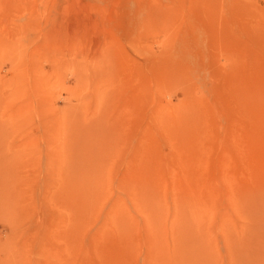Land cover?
Returning <instances> with one entry per match:
<instances>
[{
	"label": "rangeland",
	"instance_id": "374dc122",
	"mask_svg": "<svg viewBox=\"0 0 264 264\" xmlns=\"http://www.w3.org/2000/svg\"><path fill=\"white\" fill-rule=\"evenodd\" d=\"M0 20V264H264V0Z\"/></svg>",
	"mask_w": 264,
	"mask_h": 264
},
{
	"label": "bare ground",
	"instance_id": "6f19581e",
	"mask_svg": "<svg viewBox=\"0 0 264 264\" xmlns=\"http://www.w3.org/2000/svg\"><path fill=\"white\" fill-rule=\"evenodd\" d=\"M1 1H2V0H1ZM1 3H2V2H1ZM17 7H18V6H17ZM10 8H11V7H10ZM6 9H7V8H6ZM5 11H6V10H5ZM6 13H7V12H6ZM10 14H11V13H10ZM115 15H116V13H115ZM8 16H9V15H8ZM119 17H120V16H119ZM119 17H118V18H119ZM8 18H9V17H8ZM115 18H116V17H115ZM133 18H134V17H133ZM118 20H119V19H118ZM1 21H2V22H1ZM3 21H4V20H0V22H1L3 25L5 24V25L7 26V24H6L5 22H3ZM1 23H0V25H1ZM12 23H13V22H12ZM28 23H29V22H28ZM28 23L25 24V25L23 24V26H24L23 28H24L25 30L28 29L29 26H30ZM5 25H4V29L6 28ZM117 25L119 26V22H118ZM132 25H133V24H132ZM113 26H114V25H113ZM1 27H2V26H0V28H1ZM118 28H119V27H118ZM123 28H124V27H123ZM123 28H122V29H123ZM2 29H3V28H2ZM2 29H0L1 32L3 31ZM6 30L8 31V29H6ZM9 31H10V30H9ZM0 34H2V33H0ZM4 34H5V33H4ZM8 34H9V32H8ZM13 35H14V34H13ZM13 35H12V36H13ZM5 36H6V34H5ZM9 37H10V36H9ZM31 37H32V36H31ZM9 39H10V38H9ZM25 40H26V39H25ZM30 40L32 41V39H30ZM75 41H76V40H75ZM113 41H114V40H113ZM24 42H25V41H24ZM36 42H37V41H36ZM40 42H41V41H40ZM95 42H98V41L96 40ZM37 43H38V42H37ZM93 43H94V42H93ZM100 43H101V42H100ZM102 43H103V41H102ZM102 43H101V44H102ZM13 44H14L15 46H16V45H22V46H24L23 41H20V40L18 41L17 39L14 40V43H13ZM27 44H28V42H27ZM39 44H40V43H39ZM49 44H50V43H49ZM55 44H56V43H55ZM96 44H99V42H98V43H95V45H96ZM37 45H38V44H37ZM35 46H36V45H35ZM53 46H54V45H53ZM96 46H97V45H96ZM101 46H102V45H101ZM96 49H98V48H96ZM244 70H245V69H244ZM246 72H247V71H246Z\"/></svg>",
	"mask_w": 264,
	"mask_h": 264
}]
</instances>
